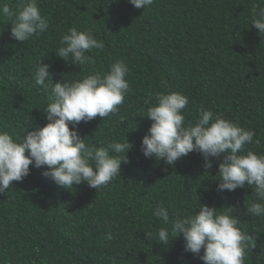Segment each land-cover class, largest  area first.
I'll return each instance as SVG.
<instances>
[{
    "label": "trees",
    "instance_id": "trees-1",
    "mask_svg": "<svg viewBox=\"0 0 264 264\" xmlns=\"http://www.w3.org/2000/svg\"><path fill=\"white\" fill-rule=\"evenodd\" d=\"M37 3L49 28L24 43L11 37L12 20L0 15V129L22 138L48 123L43 109L51 90L33 78L41 61L54 82H72L107 73L122 59L130 91L119 112L81 122L78 132L90 146L128 140L132 148L121 175L98 191L87 184L59 187L42 175L46 166L30 165L29 176L0 193V264H205L184 252L182 236L159 243L158 229L170 226L153 214L162 204L170 217L184 216L200 202L224 210L235 205L233 215L255 244L245 264H264V218L245 215L255 200L252 189L216 190L222 158L212 157L213 167L205 169L198 152L171 166L141 151L152 123L145 101L154 105L157 93L179 92L189 100L186 124L196 122L201 107L211 110L254 130L246 151L264 154V34L252 26L253 6L259 12L264 0H155L146 9L128 0ZM4 4L15 10L22 0ZM72 27L90 29L104 42L103 50L86 53L91 63L77 66L57 56Z\"/></svg>",
    "mask_w": 264,
    "mask_h": 264
},
{
    "label": "clouds",
    "instance_id": "clouds-1",
    "mask_svg": "<svg viewBox=\"0 0 264 264\" xmlns=\"http://www.w3.org/2000/svg\"><path fill=\"white\" fill-rule=\"evenodd\" d=\"M128 2L137 9H146L155 0ZM257 7L253 6L252 26L264 34V7L259 12ZM0 15L12 20L11 37L23 43L46 32L50 24L37 0H22L21 7L15 10L4 4ZM61 45L57 56L77 66L92 62L86 53L105 48L90 29L81 31L76 27L62 36ZM49 68L41 61L33 72L35 84L44 91L51 90L50 103L43 109L46 126L36 127L22 138L0 129V193L14 181L22 182L29 176L30 165L37 169L46 166L42 175L59 187L70 190L87 184L98 191L121 175L122 162H129L127 154L132 144L128 140L95 147L86 144V138L78 132L81 122L97 117L103 120L119 112L130 91L126 62L117 60L107 73L90 74L72 82H54ZM188 103V97L179 92L157 93L154 105L145 101L146 117L152 123L141 141L143 155L174 166L190 153L198 152L204 158L205 169L213 167L212 157L222 158L217 192L235 191L247 184L255 200L247 206L245 215L264 218V154L246 151V146L254 142L255 131L203 107L196 122L186 124L183 110ZM224 209L200 202L194 213L170 217L168 209L158 205L154 216L170 226L158 229L159 243L167 245L182 236L184 252L205 264H245L248 249L255 247L253 237L239 226L241 220L233 215L235 205Z\"/></svg>",
    "mask_w": 264,
    "mask_h": 264
}]
</instances>
